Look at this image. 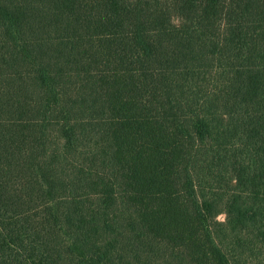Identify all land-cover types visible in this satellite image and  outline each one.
I'll use <instances>...</instances> for the list:
<instances>
[{"label": "trees", "instance_id": "16d2710c", "mask_svg": "<svg viewBox=\"0 0 264 264\" xmlns=\"http://www.w3.org/2000/svg\"><path fill=\"white\" fill-rule=\"evenodd\" d=\"M0 264H264V0H0Z\"/></svg>", "mask_w": 264, "mask_h": 264}, {"label": "rangeland", "instance_id": "374dc122", "mask_svg": "<svg viewBox=\"0 0 264 264\" xmlns=\"http://www.w3.org/2000/svg\"><path fill=\"white\" fill-rule=\"evenodd\" d=\"M176 22H177V19H176ZM218 219H219L220 221H224V220H225V215H224V214L219 215V216H218Z\"/></svg>", "mask_w": 264, "mask_h": 264}]
</instances>
